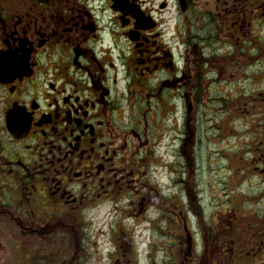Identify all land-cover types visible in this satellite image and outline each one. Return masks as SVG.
<instances>
[{
    "label": "flooded vegetation",
    "instance_id": "af4514ba",
    "mask_svg": "<svg viewBox=\"0 0 264 264\" xmlns=\"http://www.w3.org/2000/svg\"><path fill=\"white\" fill-rule=\"evenodd\" d=\"M120 1L0 0V224L18 202L19 184L42 183L57 203L55 219L76 215L100 190L131 189L138 168L120 158L147 153L149 144L137 151L135 141L149 138L148 128L140 132L149 110L155 106L162 118L171 112V90L175 101L185 86L195 100L197 66L207 65L203 74L214 76L207 83L225 90H243L245 72L264 73V0H207L203 7L186 0L172 28L164 27L163 0ZM248 105L259 112L256 162L248 166L264 174V93ZM16 233L0 237V246ZM13 260L36 261L18 252Z\"/></svg>",
    "mask_w": 264,
    "mask_h": 264
},
{
    "label": "rangeland",
    "instance_id": "374dc122",
    "mask_svg": "<svg viewBox=\"0 0 264 264\" xmlns=\"http://www.w3.org/2000/svg\"><path fill=\"white\" fill-rule=\"evenodd\" d=\"M163 1L164 27L172 28L180 7L177 0ZM197 3L203 7L207 0ZM204 66L196 69L194 101L181 86L179 99L169 93L171 112L162 118L155 106L149 110L140 131L148 128L149 138L134 137L137 151L149 144L147 153L120 158L138 168L127 192L108 187L98 200H83L76 215L55 219L50 211L57 203L42 183L28 190L19 184L18 202L0 224V237L15 229L16 240L0 246V264H9L13 252L33 264H264V174L248 166L256 162L259 113L248 104L264 93V73L245 72L243 90L230 84L225 90L207 83L214 76ZM114 75L117 92L123 74Z\"/></svg>",
    "mask_w": 264,
    "mask_h": 264
}]
</instances>
